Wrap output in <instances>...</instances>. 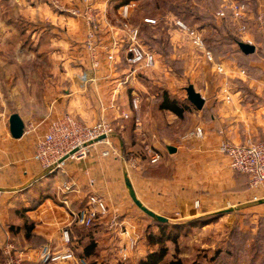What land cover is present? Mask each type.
<instances>
[{
    "label": "crops",
    "instance_id": "crops-1",
    "mask_svg": "<svg viewBox=\"0 0 264 264\" xmlns=\"http://www.w3.org/2000/svg\"><path fill=\"white\" fill-rule=\"evenodd\" d=\"M113 3L115 0H97L96 3L101 12L99 43L102 44L110 42L114 32L122 34ZM105 11H108L111 26L103 21ZM86 33L87 26L81 19L58 11L48 0H0V105L8 111L9 100L19 103L23 97L32 103V114L29 115H24L19 106H15L18 109L11 108L9 115L0 113L1 256L7 244L32 253L45 243L62 248L64 228L71 230L72 246L78 253L84 254L85 247L93 241L96 252L100 253L89 257L99 262L114 264L121 261V248L128 244L131 235L137 237V242L130 250L129 259L143 254L147 248L144 235L149 222L138 216L132 206L133 199L126 182L127 162L101 158L98 153H93L85 160L70 162L65 175L44 177L20 189L43 171L32 155L37 135L44 132L50 120L66 112L86 122H94L99 117L95 93L88 88L87 82L92 70L83 44ZM26 58L32 60L25 61ZM35 59L36 63L33 62ZM40 62L48 65L44 76L37 72L41 68ZM24 70L30 71L25 75ZM128 73V65L122 63L114 75L124 80ZM139 74L132 76L129 83L119 89V108L114 112L116 136L123 154L135 165L127 176L137 197L150 210L173 221L220 210L219 197L202 194L225 193L226 188L236 184L231 179L230 170L233 169L228 159L219 151L220 142L223 137L234 143L264 140V101L260 102L262 99L257 96L245 100L246 96H243L234 99L233 104H227L220 95L207 96L200 92L205 104L203 109L189 112L192 122L187 131L202 125L208 138L203 142L196 139L186 141L184 134L187 131L177 133L179 117L161 109L160 105L155 106L148 95L142 94V98L136 91L143 86ZM115 86L116 82H113L109 94L106 92L107 98L111 97L110 92ZM133 92L140 95V108L134 112L140 118L145 132L143 136L134 119L126 121L120 117L121 112H133ZM255 92L261 94V89ZM12 113L22 117L26 128L37 127L34 134L25 133L20 139L13 138L9 131ZM145 143L162 153L160 163L151 164L146 153L145 158L136 155L140 144L143 148ZM167 146L175 147L176 152L170 153ZM148 171H158L160 175H149ZM89 176L96 179L94 187L89 185ZM64 180L72 184V191L61 189ZM42 186L46 189L43 190ZM91 192L107 199L110 214L99 217L93 227L87 228L89 233L86 236L79 231L86 227L73 223L63 198L66 197L71 207L76 208L86 204ZM196 200L200 201L199 207L195 206ZM114 213L119 215L123 224L111 233L107 225ZM25 221L34 224L30 231L36 238L27 239ZM11 226L18 229L13 231ZM27 264L40 263L34 259Z\"/></svg>",
    "mask_w": 264,
    "mask_h": 264
},
{
    "label": "built area",
    "instance_id": "built-area-1",
    "mask_svg": "<svg viewBox=\"0 0 264 264\" xmlns=\"http://www.w3.org/2000/svg\"><path fill=\"white\" fill-rule=\"evenodd\" d=\"M48 2L58 11L81 19L87 26L83 44L92 70V75L87 77V82L88 88L95 93L99 117L94 122H86L66 112L50 120L44 132L37 135L32 158L43 170L53 166V171L57 175H65L70 162L82 161L93 153H98L101 158L127 162L125 170L128 174L129 169L135 165L132 161H127L123 154V149L116 136L117 125L114 122V112L119 108L117 104L119 89L125 83H129L132 76L139 72L154 70L160 64V55L142 42L140 29L132 23L131 17L137 3L130 1L120 7L118 25L122 34L114 32L110 42L102 44L99 43L101 12L97 11L95 0H77L76 3L63 0H48ZM103 15L106 25H113L109 21L108 11H105ZM215 17L221 20L229 19L235 26L236 35L240 41L254 45L256 52L261 50L264 52V0L258 1L255 11L251 9L247 0H221ZM145 20L149 23L158 21L156 18ZM251 20L256 23L260 39H256L255 34L250 31L249 22ZM173 22L180 31L186 34L193 46L202 52L205 60L213 65L214 72L221 75L228 74L226 66L217 62L213 51L207 47L200 30L189 26L180 18L173 19ZM116 27V25L113 26L114 29ZM122 63L127 64L129 69L124 80L114 75L118 70V65ZM241 73L245 74V70ZM113 82H116V86L110 92L111 97L107 98L106 92H109ZM223 92L224 101L227 104L233 103L234 96L230 89L225 87ZM132 96L131 109L133 112H121L120 117L126 121L134 119L139 133L143 136L145 132L141 127L140 118L135 115L140 108V95L133 92ZM36 130L37 127L29 126L25 128V133L34 134ZM207 138L208 133L202 125H196L184 134L186 141L192 139L205 141ZM144 150L151 164L161 162L162 153L156 147L145 143ZM219 151L228 159L231 169L247 176L250 188L264 185V140L234 143L223 137ZM88 182L92 187L96 185V179L93 176H89ZM61 189L70 192L72 184L64 180ZM63 202L68 207L73 223L81 227L90 228L99 217L110 214L107 199L97 192L87 195V202L84 206L73 208L66 197L63 198ZM199 205L200 201L196 200L195 206L199 207ZM122 224L119 221V215L114 213L107 228L113 233L120 229ZM61 235L63 247L59 249L45 243L35 253H32L29 250H18L12 244H7L4 249L5 259L0 264H25L34 259L42 264H61L67 261H73L75 264H91L89 257L78 253L72 246L73 238L70 229L64 228ZM136 242L137 237L131 235L128 238V244L121 248V261L130 258V250L135 248Z\"/></svg>",
    "mask_w": 264,
    "mask_h": 264
},
{
    "label": "rangeland",
    "instance_id": "rangeland-1",
    "mask_svg": "<svg viewBox=\"0 0 264 264\" xmlns=\"http://www.w3.org/2000/svg\"><path fill=\"white\" fill-rule=\"evenodd\" d=\"M134 1L137 6L132 13V23L140 29L142 42L160 55L158 68L145 73L139 72V80L143 86L136 91L140 93L141 97L142 94L148 95L155 106L161 104L165 93L190 105L191 108L186 113V118L179 122L178 134L190 128L192 122L190 113L196 109L187 97L186 87L190 84L207 96L220 95L222 100L223 89L228 87L235 100L243 96H246L245 100L257 96L262 99L260 102L264 101V55L261 56L257 51L253 57L244 58L236 53L237 45L229 43L230 32L237 37L235 26L229 19L221 20L215 17L221 0ZM258 1L247 0L252 10L257 8ZM95 2L97 3V0ZM113 5L115 4L113 3ZM146 18H156L158 21L149 23L146 22ZM176 18L184 20L189 26L203 33L216 61L226 66L228 74L221 75L214 72L213 65L205 60L186 34L175 26L173 19ZM249 27L256 39H260L256 23L253 20L249 22ZM29 46L32 48L31 45ZM31 60L26 58L25 61ZM35 61L36 59L33 60L34 63H36ZM40 64L41 68L37 72H40V76H44L48 65L46 62H40ZM242 70H245V74L241 73ZM29 71L24 70V74L27 75ZM26 89L24 87V90ZM258 89H261V94L255 92ZM8 103V111L0 105V113L4 112L9 115L11 108L18 109L15 106H19L24 115L32 114V103L24 97L19 103L10 100ZM148 103L151 104L150 101ZM137 151L136 155H140L141 158L146 157L142 144ZM230 173L232 181L236 184L226 188L225 193H202L219 197V207L222 208L212 213L192 217L211 218L206 220L205 224L188 226L179 232L177 244L168 241L166 245L169 251L165 258V264L174 257L181 258L184 264H192L196 261L204 264H264V203L238 210H228L236 208L240 204L264 198V185L250 188L244 174L233 170H230ZM44 181L46 183L45 179ZM42 187L43 190L46 189V186ZM132 206L135 207L138 216L141 215L148 220L147 227H150V231L158 232V227L153 220L134 201H132ZM79 231L86 236L89 233L87 228L79 229ZM144 237H146V233ZM255 245H257L256 250L253 249ZM147 251L148 248L143 254L134 255L129 261L123 262L136 264ZM98 253L100 251H94L95 256H98ZM218 253L219 255H217ZM89 260L94 261V257H89ZM106 264L110 263L106 262ZM114 264H119V262Z\"/></svg>",
    "mask_w": 264,
    "mask_h": 264
},
{
    "label": "trees",
    "instance_id": "trees-1",
    "mask_svg": "<svg viewBox=\"0 0 264 264\" xmlns=\"http://www.w3.org/2000/svg\"><path fill=\"white\" fill-rule=\"evenodd\" d=\"M130 1H134V0H115V3H114L115 5H113L114 14L120 18V14H119L120 7L122 5L130 2ZM255 10H256V8H254V11ZM229 38H230L229 43H231V44L235 43L237 45L236 53L239 56L241 55L244 58H251L256 54V53L245 54L240 49V46H239L240 40L237 37H235L234 35H232L231 32L229 33ZM204 39H205L207 47L210 50H212L208 46L205 36H204ZM258 53H260L261 56L264 55V52L262 50L260 52L258 51ZM160 108L173 112L174 114H176L179 117L180 120H182V119L186 118V113L189 111V109L191 107H190V105L186 104L184 101L177 99V98L170 97L168 94L165 93L162 97ZM147 173L149 175H160V172H158V171H148ZM150 218L153 220L155 225L158 227V232L153 233L150 231V227L147 228L145 242L147 244L148 251L144 254V256L136 264H165V258L168 254V251H169V248L166 245V243L168 241H171V242L177 244L179 232H181L182 230H184L188 226H195V225H199L201 223L205 224V221L211 217L192 218V219H189L186 221H175V222L170 221V220L167 222H161V221H158L157 219H155L153 217H150ZM95 224H96V222L94 223V225ZM33 225H34L33 223H29L28 221H25L24 226H25V229L27 230V239H30V240L32 238H36L30 231L33 228ZM15 228L18 229V227L11 226V230L14 231ZM39 241L41 242V240H39ZM95 246H96V244L92 241L89 245H87L85 247V253L83 255H85L87 257H89L90 255H94ZM151 247H155V248L151 249ZM253 249L256 250L257 245H255L253 247ZM219 253L217 255H219ZM215 258H213V260H215ZM4 259H5V255L4 254L2 256L0 255V263H2L4 261ZM118 262H119V264H125V262H121V261H118ZM27 263L28 262H26L25 264H27ZM40 264H42V263H40ZM91 264H106V263L104 261L99 262L98 260H94V261H91ZM167 264H184V262L182 261L181 258L174 257V259H172ZM192 264H204V263L196 261V262H193Z\"/></svg>",
    "mask_w": 264,
    "mask_h": 264
},
{
    "label": "water",
    "instance_id": "water-1",
    "mask_svg": "<svg viewBox=\"0 0 264 264\" xmlns=\"http://www.w3.org/2000/svg\"><path fill=\"white\" fill-rule=\"evenodd\" d=\"M239 46L240 49L245 53V54H253L256 52V48L254 45L245 43L240 41L239 42ZM186 91H187V97L188 100L198 109L201 110L204 107L205 104V99L203 97V95L196 90L195 86L193 84H190L188 87H186ZM25 122L22 119V117L18 114V113H12L10 115L9 118V131L10 134L13 138L15 139H20L23 137L24 133H25ZM167 149L169 150L170 153H174L176 152V148L173 146H167ZM53 166L52 167H48L46 169H44L41 173H39L38 175H36L34 178L30 179L27 183H25L24 185H22L20 187V189H24L27 188L29 186H31L33 183L39 181L40 179L44 178V177H50L52 175L55 174V172L53 171ZM128 175V174H127ZM126 175V182H127V186L130 189V194L131 197L134 201V203L143 211L145 212L147 215H149L150 217H153L155 219H157L158 221L161 222H167L169 221V218L163 216V215H159L157 213H155L154 211L150 210L148 207H146L142 201L137 197L132 184L129 180V177ZM264 203V198L262 199H258L256 201H252L249 203H245V204H240L238 207L236 208H232V209H228L230 211L232 210H238L240 208H246L249 206H255V205H259V204H263Z\"/></svg>",
    "mask_w": 264,
    "mask_h": 264
}]
</instances>
